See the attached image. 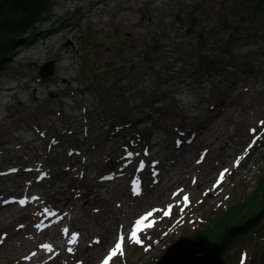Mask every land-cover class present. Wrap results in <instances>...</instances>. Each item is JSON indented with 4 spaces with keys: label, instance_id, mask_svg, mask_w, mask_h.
<instances>
[{
    "label": "rangeland",
    "instance_id": "374dc122",
    "mask_svg": "<svg viewBox=\"0 0 264 264\" xmlns=\"http://www.w3.org/2000/svg\"><path fill=\"white\" fill-rule=\"evenodd\" d=\"M51 1L38 34L0 65L2 263L20 259L37 231L69 248L60 235L44 237L59 227L80 235L78 264L103 253L95 264L124 226L122 254L109 264H171L264 176V40L242 42L222 67L205 68L193 57L196 31L217 23L223 0ZM52 60L54 73L42 77ZM132 140L140 152L130 155ZM152 209L162 211L133 241L135 220ZM60 212L59 226L39 230ZM94 239L107 243L90 255ZM261 244L250 236L224 264H248ZM44 248L47 261L54 252Z\"/></svg>",
    "mask_w": 264,
    "mask_h": 264
},
{
    "label": "trees",
    "instance_id": "16d2710c",
    "mask_svg": "<svg viewBox=\"0 0 264 264\" xmlns=\"http://www.w3.org/2000/svg\"><path fill=\"white\" fill-rule=\"evenodd\" d=\"M51 2L0 0V65L7 59L13 47L25 40H31L38 34L34 27L42 18L50 15ZM222 9L224 13L217 14V23L214 26L196 31V51L193 57H200L199 61L205 68L222 67L221 59L231 55L232 50L242 42L264 40V0H234L228 4L223 0ZM194 59L189 62L190 65L194 63ZM229 63L234 65L236 70L240 69L236 60H230ZM164 113L159 110V116L163 117ZM114 135L108 133L105 137L110 139ZM127 145L131 153L139 151V143L137 145L135 140L127 142ZM126 156L129 155L124 154L116 160L124 162ZM214 222L213 231L197 248L192 251L191 241L188 245L190 248H184L186 251L177 259H173L171 264H224L227 253L238 243L244 241L245 244L246 239L252 235L260 237L263 244L260 247L261 253L248 264H264V176L259 179L255 191L250 196L235 204L232 213L227 212Z\"/></svg>",
    "mask_w": 264,
    "mask_h": 264
},
{
    "label": "bare ground",
    "instance_id": "6f19581e",
    "mask_svg": "<svg viewBox=\"0 0 264 264\" xmlns=\"http://www.w3.org/2000/svg\"><path fill=\"white\" fill-rule=\"evenodd\" d=\"M114 176H116V175H114ZM168 184H171V182L170 183H164L161 185H162V187H164L166 185L167 187L170 188L171 186H168ZM64 217L65 216L63 213H61V212L57 213L54 215V217H52L51 220L45 221L43 227L40 225V226H38V228H39V230H41L42 228H44L46 226H51V224L59 226L61 220ZM59 235L63 237L62 243L68 244V246H70V247L72 246L71 251L69 250L70 247L69 248L65 247V249H62L61 246H59L55 243L52 244L48 241L45 242L44 239H40L38 237V236H40V232L37 231L34 234H32V237L34 239H32L31 242H33L34 246L29 248L28 250H26L24 255L22 257H20V259L15 260V261L13 260L12 263L13 264H19L20 261L25 260V259H23V257L31 256L32 253H36V255L30 259V262L32 264H44V262H47L46 264H50V263L78 264V261H76V258L74 255L77 254V249L79 248V245H80L79 243L76 244L77 239H78V237H80V235L71 232V230H69L68 228L67 229H60L59 227L53 228V229H50V227H47V230L44 233V237H51V238H57ZM88 238H89V236L83 237V240L84 239L87 240ZM97 241H99V243H97ZM21 243H23V242H21ZM106 243L107 242H101L100 239H94V241H92L91 243H88V246L85 247V250H87V252L91 255V253H90L91 251H89V249H91L92 246L99 244L96 247V249H99V247L104 248L103 245H105ZM44 246H48V248H49V250H47L46 252H48V253L54 252V254L51 256V258L48 259L47 261L41 260V258L45 254ZM19 247H21V246L19 245ZM102 254L103 253L98 254V255L96 253L92 254V258H87V264H94L93 261L96 260L97 258H100V255H102ZM103 256H102V258H103ZM4 258H7V255L0 256V264H6V263H2V260ZM100 260L96 261L95 264H101Z\"/></svg>",
    "mask_w": 264,
    "mask_h": 264
},
{
    "label": "snow or ice",
    "instance_id": "6c2138e0",
    "mask_svg": "<svg viewBox=\"0 0 264 264\" xmlns=\"http://www.w3.org/2000/svg\"><path fill=\"white\" fill-rule=\"evenodd\" d=\"M262 124H264V122H261ZM254 131V130H253ZM155 163H158V162H155ZM239 164V158H237V165ZM228 169H224L223 171H221L219 173V178L220 179H223V177L225 176V174L227 173ZM219 183V181H218ZM134 195H139V191L136 190L134 191L133 193ZM173 195H177V193H174ZM184 200H187L188 197L185 195L183 197ZM19 203L21 205H23L25 203L24 200H20ZM173 206L170 204L167 206L168 210L167 211H164L163 214L166 216V215H169V212L171 210ZM47 211V209L45 210ZM159 211H162L161 209H152L151 211H148L146 212L144 215H141L139 216L135 222H134V225L132 226V230L131 232L129 233V238H131L133 241L139 243L140 241L137 239V229L140 228V226L150 217L153 216V213L155 212H159ZM151 225H149L150 227ZM20 227H23L22 225ZM124 226H121V231L118 232L117 236L118 238L116 239L115 243H114V246L111 247V249L108 251L107 255L103 257L102 259V264H109V261H112L113 258L118 254H122V245L124 244V241H125V236H124ZM3 240H4V237L0 236V243H3ZM97 243H99V241H97ZM45 247H48V246H45ZM71 251V249H69ZM36 255V253H32L31 256H25L23 257V259L25 260H30L32 257H34Z\"/></svg>",
    "mask_w": 264,
    "mask_h": 264
},
{
    "label": "water",
    "instance_id": "95a60500",
    "mask_svg": "<svg viewBox=\"0 0 264 264\" xmlns=\"http://www.w3.org/2000/svg\"><path fill=\"white\" fill-rule=\"evenodd\" d=\"M54 64H55L54 60L47 61L45 65L41 67V72H40L41 76L47 77L52 75L54 73Z\"/></svg>",
    "mask_w": 264,
    "mask_h": 264
},
{
    "label": "flooded vegetation",
    "instance_id": "af4514ba",
    "mask_svg": "<svg viewBox=\"0 0 264 264\" xmlns=\"http://www.w3.org/2000/svg\"><path fill=\"white\" fill-rule=\"evenodd\" d=\"M180 18H182V17H180Z\"/></svg>",
    "mask_w": 264,
    "mask_h": 264
}]
</instances>
